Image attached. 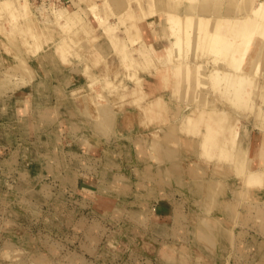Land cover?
I'll return each mask as SVG.
<instances>
[{
  "label": "rangeland",
  "instance_id": "rangeland-1",
  "mask_svg": "<svg viewBox=\"0 0 264 264\" xmlns=\"http://www.w3.org/2000/svg\"><path fill=\"white\" fill-rule=\"evenodd\" d=\"M8 1L0 4V264H264V178L248 182L237 169L236 141L224 143L230 159L221 154L219 118L235 138L258 133L264 73L246 105L232 103L225 82L209 78L231 67L200 48L181 62L169 56L176 26L154 0ZM191 4L200 0L179 8ZM156 15L168 35L159 56L140 35ZM143 105L126 120L160 125L109 131L113 116L103 110ZM185 114L192 126L168 151L164 140ZM151 137L156 146L146 145Z\"/></svg>",
  "mask_w": 264,
  "mask_h": 264
},
{
  "label": "bare ground",
  "instance_id": "bare-ground-1",
  "mask_svg": "<svg viewBox=\"0 0 264 264\" xmlns=\"http://www.w3.org/2000/svg\"><path fill=\"white\" fill-rule=\"evenodd\" d=\"M171 1L172 2H167L166 0L153 1L155 7L153 10L160 12L165 10V7L169 10L167 12V16L171 17L168 18V20L174 22L176 26L175 31L171 30V32H169V35L172 37L169 47V56L173 54V56L181 62V60H184L188 54L194 53V51L199 48L209 52L212 55L213 62L218 67H222L224 64H226L227 67H231V72L226 71L227 69L224 70L225 68L222 70L215 68L211 71L209 73V78L213 85L222 87L225 82L223 90L229 92V100L232 103L238 102L241 105H246L253 94L252 87L256 82L257 75L261 73V71L264 73V0H258L257 3L255 0H200L199 7L191 4L188 6L185 5L184 8H179L182 0ZM9 3L10 2L8 0H2L0 2L2 7L5 6L6 8L9 6ZM12 4L14 3L12 2ZM16 4L18 5V3ZM249 13L255 15L254 21L248 17L247 14ZM97 15L98 13L94 14L96 18ZM131 24L133 30L135 31L136 25L133 22H131ZM228 35L235 36L236 39L240 38L241 46H239V48L237 47L238 51H232L233 45L230 46V51L228 50V46H225ZM131 40H134V37H132ZM228 57L230 58L229 66L227 62ZM159 76L160 80L164 79V75H162V73ZM103 107L105 106L103 105ZM158 111L159 110H157V114L160 113V111L159 113ZM103 112H105V110H103ZM139 112H143V110H140ZM218 113L221 114L220 112ZM259 113L260 116H263L264 118V105L261 106ZM214 118L216 119V117ZM219 118L220 120L223 118L222 125L225 126V132L222 133L223 145H221V154L224 155L226 159H230V152L225 149L224 143L230 142L234 144L237 133L232 124L226 120L225 116H220ZM192 121L193 118H191L189 114H185V116L177 122V130L173 133L167 134V141L164 140L163 144L166 150L172 152L175 151L183 134L185 136L186 131L188 129L190 130ZM204 124L207 129V139L212 138L214 136L211 132V129H213L212 124L209 122ZM156 140V137L155 139L151 137V139L146 142L147 146H154V144L156 146ZM263 141L264 138L260 141V151L256 158L253 159L252 157L245 156V159L241 160L242 163L240 165V169L248 172V182L257 183L264 178V176L260 175L261 172H263L264 175ZM206 152L209 153L208 151ZM232 158L234 159V156Z\"/></svg>",
  "mask_w": 264,
  "mask_h": 264
},
{
  "label": "crops",
  "instance_id": "crops-1",
  "mask_svg": "<svg viewBox=\"0 0 264 264\" xmlns=\"http://www.w3.org/2000/svg\"><path fill=\"white\" fill-rule=\"evenodd\" d=\"M138 10H135L136 14L138 13ZM137 16H139V15H137ZM141 19H145V18H141ZM150 21L153 22V25H151V26L149 25V27H146V26L144 27L146 29H144V32L141 31V34H140V35H142V39H145L146 44L151 43L152 47L155 49L158 56L162 55V53L164 51L167 53V28H166L164 22L162 21V18H160V15H156V16H153ZM147 22H149V19ZM226 39H227V43L225 44V46H228V50H229V49H231L230 46H232L234 44L236 37L228 35V37ZM161 57H164V56H161ZM108 64H111V61ZM146 106L147 105H143L140 108H136L134 110L132 109V111H129V110L118 111V108L117 109L115 108L112 110L111 109H105V112L107 113V115L109 114V115L113 116V123L110 126L109 131H111L115 127H119L122 130H124V129L129 130V129H132L135 126H137V124H139V128L141 129V131L143 133V131H146L147 129L155 127L156 125L157 126L160 125L161 124L160 120L145 121V120H143V118H141V120H139V117H136L137 119H134V117H133V120H130V121L126 120V119H128L129 115H132V116H134L135 114L137 115L139 113V111L142 110L143 107H146ZM260 110H261V106H258V108H256V112H255V121H256V123H258V128H259L258 133H254V134L251 133L249 135V137H247L246 134H244L240 130H238V135L236 138L237 148H236V154L234 155V159L237 162V165H238L237 169H239V170H241L240 169V165L242 163L241 160L245 159V156H249V157H252L254 159L257 157V154L260 151V141L262 140V138H264V118H263V116H260V113H259ZM90 112L95 113L96 111L91 110ZM135 120L138 121V122L136 121L137 122L136 125H135ZM175 128L177 130V123H176ZM98 130H99V126H98ZM183 136H184V134H183ZM191 142H192L191 145L188 146L190 152H191V150L192 151L197 150L196 149V139L194 141H191ZM182 144L187 145L185 141H183ZM178 167L180 168V165H178Z\"/></svg>",
  "mask_w": 264,
  "mask_h": 264
}]
</instances>
